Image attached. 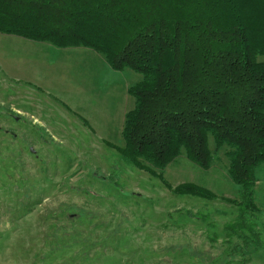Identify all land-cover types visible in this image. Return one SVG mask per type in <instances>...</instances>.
<instances>
[{
  "label": "rangeland",
  "instance_id": "obj_1",
  "mask_svg": "<svg viewBox=\"0 0 264 264\" xmlns=\"http://www.w3.org/2000/svg\"><path fill=\"white\" fill-rule=\"evenodd\" d=\"M71 47L85 46L0 32V264H264V164L246 247L250 232L229 226V147L209 135L207 169L183 152L163 169L129 163L121 130L142 75ZM182 183L214 196L177 192Z\"/></svg>",
  "mask_w": 264,
  "mask_h": 264
},
{
  "label": "trees",
  "instance_id": "obj_2",
  "mask_svg": "<svg viewBox=\"0 0 264 264\" xmlns=\"http://www.w3.org/2000/svg\"><path fill=\"white\" fill-rule=\"evenodd\" d=\"M0 32L85 46L114 70L140 73L128 88L123 159L163 169L183 152L207 169L210 135L229 147L239 187L229 226L250 232L246 247L257 240L244 211H257L254 171L264 164V0H0ZM175 189L214 196L193 183Z\"/></svg>",
  "mask_w": 264,
  "mask_h": 264
},
{
  "label": "crops",
  "instance_id": "obj_3",
  "mask_svg": "<svg viewBox=\"0 0 264 264\" xmlns=\"http://www.w3.org/2000/svg\"><path fill=\"white\" fill-rule=\"evenodd\" d=\"M73 48H82V50L84 51H80L79 49H73ZM71 50H74L73 52H83V54H87V55H96L95 53H91V51L88 50V48H83V47H71ZM86 50V51H85ZM70 51H67V53ZM105 61V60H104Z\"/></svg>",
  "mask_w": 264,
  "mask_h": 264
}]
</instances>
